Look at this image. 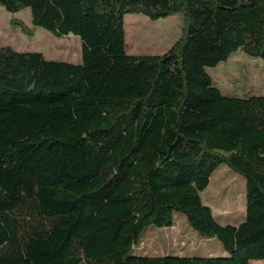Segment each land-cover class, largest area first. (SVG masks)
Masks as SVG:
<instances>
[{"label":"trees","instance_id":"obj_1","mask_svg":"<svg viewBox=\"0 0 264 264\" xmlns=\"http://www.w3.org/2000/svg\"><path fill=\"white\" fill-rule=\"evenodd\" d=\"M80 40L81 61L0 45V264H249L264 259V89L223 93L206 71L264 58V0H0ZM181 14L161 53L130 54L125 12ZM22 31L31 29L17 19ZM225 163L245 218L219 223L200 192ZM181 212L220 255L134 253ZM134 250V251H133Z\"/></svg>","mask_w":264,"mask_h":264},{"label":"rangeland","instance_id":"obj_2","mask_svg":"<svg viewBox=\"0 0 264 264\" xmlns=\"http://www.w3.org/2000/svg\"><path fill=\"white\" fill-rule=\"evenodd\" d=\"M10 19L20 20L31 31H22L18 24L10 23ZM123 26L128 53H161L179 38L181 14L176 12L151 19L141 11L125 12ZM0 45H9L18 51H41L51 59H65L75 63L81 61L79 38L74 34L58 36L42 27L31 25L27 7L10 12L0 6ZM206 71L212 82L229 95H258L264 89V58L251 57L237 51L226 61L207 67ZM200 196L219 223L237 225L244 220L245 180L225 163H221L212 172ZM134 250L135 254L148 255H207L209 252L220 255L223 252L217 239L198 235L179 211L173 212V224L169 227L148 226ZM249 264H264V259H252Z\"/></svg>","mask_w":264,"mask_h":264},{"label":"crops","instance_id":"obj_3","mask_svg":"<svg viewBox=\"0 0 264 264\" xmlns=\"http://www.w3.org/2000/svg\"><path fill=\"white\" fill-rule=\"evenodd\" d=\"M42 53H43V52H42ZM43 54H44V53H43ZM44 56H45V55H44ZM45 57H46V56H45ZM46 58H47V57H46ZM61 60H65V59H61ZM222 253H223V252H221L220 254H222ZM207 254H212V253L209 252V253H207Z\"/></svg>","mask_w":264,"mask_h":264},{"label":"bare ground","instance_id":"obj_4","mask_svg":"<svg viewBox=\"0 0 264 264\" xmlns=\"http://www.w3.org/2000/svg\"><path fill=\"white\" fill-rule=\"evenodd\" d=\"M255 261V260H254Z\"/></svg>","mask_w":264,"mask_h":264}]
</instances>
